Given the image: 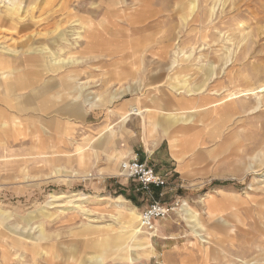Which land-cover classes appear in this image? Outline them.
<instances>
[{
	"label": "rangeland",
	"instance_id": "374dc122",
	"mask_svg": "<svg viewBox=\"0 0 264 264\" xmlns=\"http://www.w3.org/2000/svg\"><path fill=\"white\" fill-rule=\"evenodd\" d=\"M192 5L0 0V264H264V0ZM209 89L245 111L166 120ZM133 156L167 180L153 229Z\"/></svg>",
	"mask_w": 264,
	"mask_h": 264
},
{
	"label": "crops",
	"instance_id": "0c3cea01",
	"mask_svg": "<svg viewBox=\"0 0 264 264\" xmlns=\"http://www.w3.org/2000/svg\"><path fill=\"white\" fill-rule=\"evenodd\" d=\"M194 8H195V6L192 5V0H190V9L192 11H194ZM48 50H49V52H43V53H51L52 49L49 48ZM54 62L55 61H53V62L51 61L52 64ZM203 86H204V83L202 82V84L199 85V86H197V87H190L187 90V92L193 93L194 90H201L203 88ZM226 97H227L226 99L223 98V96L221 95V93L219 91H215L214 92L211 89H209V91H207L205 94H202V95H200V94H197V96L189 95L187 97L180 96V97L176 98V102H179L180 104H181V102H187V103H189L186 106V108L187 109H190V110L182 111V110H179L178 109V111H180V112H170L168 114V117H166V120L168 122L169 121L170 122L172 121L175 124L176 122L181 121V120H191V119H194V114L192 112L195 111L196 109H199V108L208 110L207 112H208L209 116L211 114L212 116L215 117L216 120H218V119H230L233 115H235V114H237V113H239L241 111L242 112L245 111V108L243 106L240 107L242 109H240V110L238 109L237 103H240V102H227L229 100L228 97H230V96H226ZM144 111H145L144 109H140V108H136V107L135 108L134 107H131L128 111H125L123 113V115L126 118L129 115H139L140 113H142ZM5 118H6L5 115H3V114L0 113V119L5 120ZM149 118H150V116H149ZM142 119H143V127L146 128V126H147V129L145 130V132L147 133V136L149 138H151V140H149L150 141L149 148L147 147V149H144V148L142 149L143 156L145 157V159L148 160L149 157L151 156V153L152 152H156V150L158 148L157 147L153 151L152 150L150 151V148H152L153 146H155L157 144L156 142H158L157 141L158 139L157 138L155 139L152 136L153 135L151 133V131H152L151 129L152 128L150 127L149 120L146 119V118H142ZM170 140H171L172 144L175 143L174 142L175 139H173V140L170 139ZM177 147H179L178 144H177ZM162 160L166 161L165 159L160 158V161H162ZM151 166L153 167V165H151ZM155 170H157V169H155ZM157 171L160 172L161 174H164V172H162L161 170H157ZM169 173H170V171H169ZM116 199L118 201H120L122 203V205L125 206L124 208H122V209H124V211L120 210L122 212L121 213V216H124L125 213L127 212L125 210H127V209H126V204L124 202H122V201H125V200L122 197H120V196L116 197ZM187 207L192 208L187 202H182V204L180 205V210L182 211L184 209H187ZM134 212L137 215V217H139V214L135 211V209H134ZM5 213L6 212L3 209L0 208V223L1 224H4V223L6 224L7 221H8V219H9V216L7 214H5ZM29 216H32V212H29L27 214V217H29ZM29 221L27 222L28 224L30 223ZM10 229H12V228H10ZM23 233H24L23 230L20 231V234L23 235ZM28 233L29 232L27 231V234H25V237L28 238V239H30L31 245L35 246V241H37L39 238L34 237L32 235H29Z\"/></svg>",
	"mask_w": 264,
	"mask_h": 264
},
{
	"label": "built area",
	"instance_id": "2783aa9c",
	"mask_svg": "<svg viewBox=\"0 0 264 264\" xmlns=\"http://www.w3.org/2000/svg\"><path fill=\"white\" fill-rule=\"evenodd\" d=\"M120 172L127 178H132L147 198V205L139 213L142 227L153 229L157 219L165 217L172 209V204L161 201L167 186L166 177L145 161L136 156L130 157L120 163Z\"/></svg>",
	"mask_w": 264,
	"mask_h": 264
},
{
	"label": "bare ground",
	"instance_id": "6f19581e",
	"mask_svg": "<svg viewBox=\"0 0 264 264\" xmlns=\"http://www.w3.org/2000/svg\"><path fill=\"white\" fill-rule=\"evenodd\" d=\"M262 91H264V86L263 87H259V88L255 89V90H251V92H244V95H250V94L251 95H255L257 93H261ZM183 211H184V214H185L184 219L187 222L190 223V225L192 226V228H194L195 230L198 229L200 227V222L198 221L197 216L193 217V216L190 215V213L192 212L191 208L187 207V209H184ZM127 216L129 218V221H131V222H134L135 220H137V218L139 219V217H137V215H135L134 213L133 214H129ZM219 218H221V217H219ZM137 230H139V228H136V231ZM194 233L197 234L198 236L201 235L199 231H194ZM119 242H120V244L122 243L121 241H119Z\"/></svg>",
	"mask_w": 264,
	"mask_h": 264
}]
</instances>
